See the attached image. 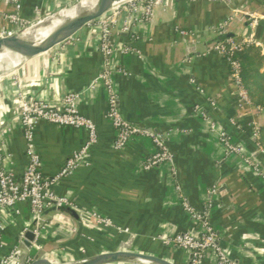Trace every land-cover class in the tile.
<instances>
[{
    "label": "crops",
    "instance_id": "1",
    "mask_svg": "<svg viewBox=\"0 0 264 264\" xmlns=\"http://www.w3.org/2000/svg\"><path fill=\"white\" fill-rule=\"evenodd\" d=\"M38 4L44 12L54 13L68 2L23 0L22 17L33 19ZM0 8L10 10L5 5ZM236 10L263 12L264 0H167L155 7L152 21L133 24L130 32L119 31L121 21L115 28L119 47L126 44L140 51H117L113 56V65L127 72L114 74L121 111L126 119L167 134L174 153L172 165L145 169L144 162L156 147L143 136L134 137L122 149L114 148L105 86L99 82L90 88L103 62L93 26L87 24L56 48L0 77V144L5 165L17 178L27 164L17 109L19 84L27 97L52 103L67 92L80 93L81 112L98 128L89 164L63 177L55 190L72 197L81 210L110 218L114 226L102 227L86 216L79 241L60 248L61 242L75 236L79 221L51 211L40 240L43 251L78 260L123 248L188 264L187 251L166 245L160 237L186 230L198 233L200 227L184 209L181 197L203 209L216 185L211 222L219 232V245L237 264H264V178L246 161L251 157L264 172V149L254 135L255 121L263 123L264 117L251 105L240 104L227 59L212 49L227 35L240 38L250 33L248 18ZM1 25L15 27L0 15ZM255 33L264 54V15ZM222 133L242 147L241 155L226 153ZM86 139L85 129L42 120L35 145L43 172L57 173ZM17 208L19 212L8 208L0 215L6 252L19 244L33 221L29 202H20ZM38 251L32 247L29 252L33 256ZM201 264H218L214 248L205 252Z\"/></svg>",
    "mask_w": 264,
    "mask_h": 264
},
{
    "label": "built area",
    "instance_id": "2",
    "mask_svg": "<svg viewBox=\"0 0 264 264\" xmlns=\"http://www.w3.org/2000/svg\"><path fill=\"white\" fill-rule=\"evenodd\" d=\"M23 0H0V5L10 7V10H2L0 15L13 23L14 28L0 26V38L12 36L28 25L40 21L51 14L61 12L67 8H61L57 12H44L41 5H35L34 17L31 20H26L21 15ZM83 0H67L68 4H75ZM167 0H121L116 1L112 7L102 16L88 23L98 31V40L101 53L103 55L102 68L93 82L90 84L91 89H95L97 83L101 82L107 91L108 108L106 117L112 124L115 137L113 146L115 149L124 148L134 137L143 136L150 139L156 149L144 162L145 169H151L158 165L174 163V153L167 144V134L156 129L146 128L137 123L126 119L121 111L119 104V94L114 82V74H126V70L122 67L113 65V56L117 51L136 52L140 51L129 45L119 47L115 40V28L121 21L122 26L119 31L130 32L132 25L141 22H150L153 20L154 9ZM248 18V26L250 33L244 37L236 38L228 36L216 43L212 49L218 51L227 59L231 67V75L234 84L237 87L238 98L240 104L251 105L258 115L264 117V107L254 105L246 88L241 72V63L235 56L236 52L242 51L250 45H257L263 48L262 43L257 39L255 29L259 24L260 19L264 15L263 12H255L242 10ZM182 34H188L187 31L181 30ZM264 51V50H263ZM80 93L67 92L63 95L58 103H52L41 98L27 97L21 90L17 95L18 115L23 128L25 139V152L27 156V164L20 178H17L13 171L5 165V154L2 151L0 144V215L5 209L11 208L19 212L18 203L27 201L30 204L33 221L36 226L33 229L35 238L32 241V247L38 250L42 249L40 240L43 230L46 228V219L43 217L44 212L52 207L57 209L63 207H71L79 212L81 220L86 216H90L96 224L102 227L114 226L113 221L97 212H86L79 208L76 201L64 194H59L55 190L58 182L74 171L82 164H89L88 155L91 147L98 142V128L95 121L84 115L79 107ZM46 120L48 122L68 126L72 128H82L87 131V139L80 149L74 151L65 161L62 168L54 175H46L42 170V157L35 145V135L38 124ZM262 122L256 120L254 123V135L257 139L260 136ZM222 142L225 146L227 154H242V147L239 144L230 141L224 133H222ZM259 147H261L258 142ZM246 161L252 165L256 173L264 178L262 168L253 161L251 157H246ZM218 191V187L214 185L209 191V199L203 209L195 208L189 200L182 195V205L191 218L199 225L198 233L186 230L179 232L173 236H161L160 239L166 245H175L187 251L190 254L191 264H201L205 252L209 248H214L218 255V264H237L232 261L219 245V232L211 222V207L213 197ZM32 221V222H33ZM120 231H128L127 229L118 228ZM27 230V229H26ZM5 226L0 221V264H29L33 256L30 254V249L24 244V233L20 238L18 245L9 251H4L6 241L4 236ZM28 251L25 261L22 260V255Z\"/></svg>",
    "mask_w": 264,
    "mask_h": 264
},
{
    "label": "water",
    "instance_id": "3",
    "mask_svg": "<svg viewBox=\"0 0 264 264\" xmlns=\"http://www.w3.org/2000/svg\"><path fill=\"white\" fill-rule=\"evenodd\" d=\"M114 2L116 1L83 0L78 17L72 22L63 25L50 38L39 44L24 43L19 39H17L18 35H12V36H6L0 38V61H3L12 66V68L9 71H7L4 75L10 73L15 67L27 61L28 59L34 58L39 55H43L49 52L50 50L56 48L58 45L62 44L63 42L71 38L74 34H76L88 23L102 16L106 11H108L112 7ZM51 211L55 213H68L79 221L78 229L75 236L71 239H68L67 241L61 242L58 247L65 248L78 242L83 231V223L79 215V212L76 209L67 206L60 209L52 207L44 212L43 217L46 218V215ZM35 226H36V222L33 221L29 226L28 230L26 231V233L24 234L25 236L24 244L28 249L31 248L32 241L35 238V234L33 232ZM41 250L34 253L33 259L29 264H43V263L112 264V263H122V262L175 264L173 261L156 254L145 253L142 251H136L131 249H123V248L118 250L98 253L78 260H66L56 255H50L49 253H46L45 250L44 251ZM27 255H28V251H25L22 255L23 261L26 260ZM188 264H191V261H189Z\"/></svg>",
    "mask_w": 264,
    "mask_h": 264
},
{
    "label": "trees",
    "instance_id": "4",
    "mask_svg": "<svg viewBox=\"0 0 264 264\" xmlns=\"http://www.w3.org/2000/svg\"><path fill=\"white\" fill-rule=\"evenodd\" d=\"M235 56L241 63L242 78L253 104L264 107V54L261 52V47L257 45L247 46L242 51L236 52ZM258 142L264 149V122L261 126Z\"/></svg>",
    "mask_w": 264,
    "mask_h": 264
},
{
    "label": "bare ground",
    "instance_id": "5",
    "mask_svg": "<svg viewBox=\"0 0 264 264\" xmlns=\"http://www.w3.org/2000/svg\"><path fill=\"white\" fill-rule=\"evenodd\" d=\"M121 1V0H114ZM82 2L75 3L72 7L61 12L51 14L48 17L34 22L14 35H18L20 41L24 43L39 44L50 38L63 25L75 20L80 12ZM12 68L10 64L0 61V77ZM49 264V263H43Z\"/></svg>",
    "mask_w": 264,
    "mask_h": 264
},
{
    "label": "rangeland",
    "instance_id": "6",
    "mask_svg": "<svg viewBox=\"0 0 264 264\" xmlns=\"http://www.w3.org/2000/svg\"><path fill=\"white\" fill-rule=\"evenodd\" d=\"M73 6V4H67V5H65V6H63V8H70V7H72ZM57 12V11H56Z\"/></svg>",
    "mask_w": 264,
    "mask_h": 264
}]
</instances>
